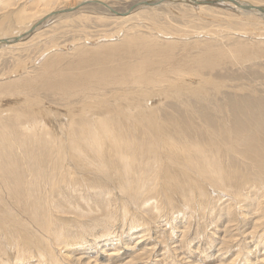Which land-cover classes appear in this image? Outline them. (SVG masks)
Here are the masks:
<instances>
[{"label":"bare ground","instance_id":"bare-ground-1","mask_svg":"<svg viewBox=\"0 0 264 264\" xmlns=\"http://www.w3.org/2000/svg\"><path fill=\"white\" fill-rule=\"evenodd\" d=\"M34 1H35V3H29L28 2L29 4L28 3H25V4H28V5L32 4L31 5V6H33L32 8H35L37 10L36 13L38 15H36V16H33V14H29L30 10H32V9L28 10V12L25 10H21V11L18 10L19 12H12V11L9 12V9L14 7L13 0H0V12H3L5 10L8 11L7 14L4 13V14H1V16H0V37H3L2 39H0V41L1 40H8L5 38H7L6 36H8L10 33L11 34L13 33V31H14L13 28H15L13 26L18 27L19 30L16 31L17 34L15 33L16 35L14 37L9 38L10 40L14 39V38H18L16 36H23V33L25 34L26 32H29L33 29V32H31V34L29 35V38H28V39H30L29 42L24 43L21 41L20 43H18V42L15 43L16 41H8L7 43H0V49H6L8 51L10 50V52H11V51H14V49L21 47V50H25L24 52H28V53L31 50V48L35 49V51H37V53H38V51H41V50L44 51L40 55L43 57V61L41 63L42 65L37 67V69H36V67L33 68V66L29 68L27 63H24L23 68L20 69L19 71H17V69L21 66L20 65L16 66V64L17 63L21 64L22 62L20 60H16V61H14V65L16 66L15 69L12 70V68H9V70H8L9 75H13L14 76L13 78H15V81L13 83L10 82V83H6V84H0V95L6 93V94L11 95V96H13L15 94L23 96L22 97L23 103L20 100L22 103L21 105L19 103L21 108H19L18 113L16 112V115L12 116V113L8 114L6 112L8 115L2 116L1 115L2 112H0V115H1L0 116V147L3 146V150H4L3 152H1L2 154H0V157L1 156L3 157L4 154H6V152H7V154L5 155V157L7 155L11 156L10 154H13V153H10V154L8 153V152H12L11 151L12 146H10V143L11 144L13 143L11 141L17 136L16 132L18 133V131H16L13 127L11 128L7 124V122L10 125H13L14 127L18 128L17 127L18 125H20L22 127L21 123H30L31 121H33V123H31V126L28 125L29 129L26 128V132L28 130H30V128L34 127V130L32 128V131H31L32 135H36L40 138V136L38 134L42 133V132H40L41 127H43V126L45 127L47 124V122H46L47 119H46V121H45L46 124L42 126V124H41L42 119L41 118L43 116L44 117L46 116V113L49 112L48 110L50 108L49 109L46 108V110L43 112V109L41 107L42 101L38 98V96H39L40 92H42L43 94L50 93V94L56 96L60 102L62 101L63 106H65L64 109H67L66 113L71 116V122H70L71 125H74L77 122V121L74 122V120H73L76 117L74 114L76 112L79 113V115L77 117H78L79 121H82V123H83L84 117L88 118L90 116V114H91V116L92 115L97 116V117L96 116L93 117L91 123L88 122L89 125H87L86 123H83L81 126H79L80 128L77 127V129L78 128L81 129V130H79V131H81L80 136L84 137L83 140L79 137L82 140V143H80L79 145L80 146H86V147L93 149L94 153L102 161L101 163H103V165L101 166L98 163L97 167L101 166L103 168H106V165L102 159V156L104 154L103 151L105 148V139L107 137L108 132H110V130L113 129L112 126L116 123H117L116 124L117 128L122 126L118 122V121H120L121 118H128L129 117V118L134 119V118L138 117L141 119L140 121H144L146 123V125H147L146 131L152 130L153 134L151 137L150 134L148 133L149 134L148 136H150L151 139H149L150 142L147 145L144 144L143 146H138V143L136 142L137 147L141 148L139 150L140 152L138 151V153L133 152L134 149H133L132 153H129V151L126 150L128 143H129V139H127L128 142H126L124 140L125 143H127V144L118 148V153H117L118 160L120 159L121 167L124 170V173L128 177H132V179L134 177H136V182L138 184L140 183L141 187L142 186L145 187L144 184H146L148 182V180L150 179L149 178L150 176L156 178V177L162 175V177H165V179H167V177L165 175L166 173L174 170L175 168L176 169L179 168V170H181L182 173L184 172L185 174L186 173L196 174L198 179L201 178V181H202V179H204L206 181L204 183H207L208 185H211V186L213 185V187L217 186V188L221 189V191H223V194H225V195L230 194L232 192L231 195H232V197L235 198V201H238L239 198H243L242 197L243 195H240L241 192H239L240 187H238V186L242 185L243 182L239 181V183H238L235 181V179L237 177L235 178L234 175H236V173L234 174V173L225 172L224 170H222L224 168H222L223 166L221 167V162L219 163L220 164L219 165L216 161L218 158L215 159V157L220 158V156L218 155L219 152H221L225 149H231L232 148L231 146H228L227 144L223 145L222 140H224V139L219 138L220 135L221 136L224 135V137L229 136V134L228 133L226 134L225 131H223V133H220L222 131L220 128V125H223V127H224V125H226V122L227 123L231 122V124H232V122L234 121L235 118H233L230 111H231V108L234 109L233 106H235L236 103L237 104L239 103V102H237V101H239L238 100L239 98L237 95L241 94V93H248L249 96H251L252 98H255L256 94H258V93H256L255 92L256 90L254 91V89L250 86L251 81H250V83L245 81V79L233 81V80H230L229 78H227V76H225V75H224V77L222 75V77L224 79H221L219 77V74L222 71H224L225 68H227V67H240L246 63L255 62V60L256 61L262 60L264 58V40L260 39L261 36H263V38H264V0H219L218 2H216V0H213L209 4H213V2H214L216 5L214 7H208V8L205 6H201L200 4L204 5V3H206V2H203L204 0H200V1H194V3H193V4L198 5V6H192L193 4L188 5L185 3L181 4L182 7L178 8V11L176 14H173L172 12H170V15L164 14L163 16H161L160 14H157L155 12L151 13V14L148 13V14L144 15V24L145 25H142V26L136 25L134 32L131 31L132 35L125 36L119 45L115 44L114 46H112V44L111 45L109 44V45L104 46L102 48L100 47V45H98L99 48H95L94 47L95 44L94 45L91 44V45H93L94 50L88 49V51H87V50H82V49L78 48L76 51V54L73 55L74 58H71V59H69L65 54H61V53H58V55H51V53L53 54L57 50L55 48L56 47L55 40L51 39L53 37H49V38L46 37V38H44L43 41H40V40H42L41 38H43L45 34H42L41 32L40 33L38 32V34L36 33L39 30L38 25L41 21L43 22V20H46V19L52 18V17L55 18L58 15L62 16L63 14L65 15V14L73 13L80 6H81V8H83L82 5L86 6V4L91 3V2H95V3H98L99 5H102L103 7L106 8V10H107L106 12H109L115 18L116 17L121 18V17H124L125 15L119 14V13L116 14L114 12V10H112V8L110 6H108V4L106 5L102 2H99L100 0L99 1L81 0V4L78 5L77 7H73V8H69V9H60L61 7L58 6V8L60 7L58 10H54V8L57 6L55 3H57L58 1H60L61 3L68 2L69 5H73L72 3L75 0H34ZM164 1H166V0H157L155 6L157 7V5L163 4ZM31 2H33V0ZM76 2H78V1H75V3ZM105 2H106V0H105ZM228 2H230V3H228ZM74 5H77V3ZM148 5H153V4H150V3L145 4V6H148ZM81 8H79V9H81ZM92 9L94 10L95 13H93V14L88 13L87 14V13L83 12V13H81V15L77 14V16L75 18H73V19L71 18L72 20H70V18L66 21L63 20L64 22H62V26H59V27L57 26V27L61 30V32H63V30H68L71 33H76L78 35H84L85 36V35L91 33L89 31L91 28L101 29V32H104L103 29H104V27H107V24L109 22L115 23L116 20H113L114 17H113V19H111V17L104 18L105 16H103V18H102V17H100L101 16L100 14H99L100 16L99 15L96 16L94 14H97L98 11L95 8H92ZM171 15H173V16H171ZM9 17H11V18H9ZM37 18H39L37 23L36 24L32 23L33 19L37 20ZM59 21H60V19H59ZM131 21L132 20H130V22ZM46 22L47 21H45V23ZM179 22H183L184 24L180 25ZM116 23L118 24V22H116ZM44 24H41L39 26L42 27V25H44ZM22 27H25L26 29L23 30ZM141 28H143V30L147 31L146 33H150V34L148 36L142 34V32L139 31ZM10 29H13V31L9 32ZM40 29H42V28H40ZM22 30H23V33H22V35H20ZM119 30H121V28ZM34 31L36 34L33 35ZM54 31L55 30H53L51 32H54ZM122 31L124 33V30H122ZM126 31H128V30H126ZM199 31H201V32H199ZM197 32L206 35L204 38L206 41H203L204 43L200 42ZM65 34H66V32L62 36H64ZM117 34L118 33H116V35ZM55 35L56 34H54L53 36H55ZM57 35H59V34H57ZM91 35H92V33H91ZM246 35H249L250 37H247ZM35 36H36V39H38V40L37 41L35 40L36 42L34 43L33 37H35ZM118 37H117V40L119 39ZM57 38L59 39V37H57ZM89 38H91L90 35H89ZM232 38H236V39H232ZM164 39L165 40L169 39L171 41L164 42V44L157 42V40H163L164 41ZM191 39H192V42L189 45H191L192 50H194V49L197 50L196 54L194 56H192V58H187L184 56L176 57L175 55H173L174 51L176 50V46L179 43L188 44V42H190L189 40H191ZM239 39H243L244 41L242 42ZM18 40H19V38H18ZM174 40H176V41L172 42ZM224 40H227V41L223 42ZM26 41H28V40H26ZM107 42H109V41H107ZM96 43H98L97 40H96ZM87 45L91 46L90 43ZM80 46H82V45H80ZM73 48H75V47H73ZM64 49H66V48H64ZM60 51H62V50H60ZM67 51L69 52L68 49H67ZM65 60H66V62H64ZM28 69H30V70H28ZM22 71H25V74L23 76H22ZM18 72H20L19 75H17ZM215 73L218 74V78H220V79L216 78L217 75ZM255 82H257V81H255ZM262 87H264V86H262ZM222 91L223 92L229 91V93L231 92L230 95L231 94H234V95L231 96L232 98H230V97L227 98L229 100L226 99V101H223V102H221L219 100L217 101L216 96L219 95V93H221ZM158 96L162 97L161 98L162 100L169 99V101L170 100L174 101L176 103V105H178L180 107L182 106L183 109L185 108V109L189 110V109H192L196 106H199V107L208 108L209 111H212L213 113H217L218 116H216L215 114H212V115H215V117H217V118L220 117L219 122L214 120L216 125H212V126L210 125V123H208L209 125L206 124L207 126H206L205 130H206L207 134H209L210 136L212 135V138L210 137L211 139L209 141L203 143V144L195 145V144H190L189 142H185V139L183 140V137L185 135H182L183 131L180 129L176 131L177 133L173 134V135H175V137H174V136H167L166 133L157 129V127H156L157 125L152 126L153 125V121H152L153 120L152 119L153 114H154V112L156 113L155 110H157V108H155L153 106L147 107V104H145V102H148V101L151 102V99L153 97H158ZM251 97H249V98L252 99ZM71 101H73V102H71ZM232 102H235V103H232ZM7 103L9 104V102H7ZM73 104H75V105H73ZM161 105H163V103H161ZM237 107H239V105ZM162 108H163V106H162ZM162 108H160V109H162ZM235 109H237V108H235ZM203 110H205V109H203ZM189 111H188V114H189ZM254 111H256V110H254ZM13 113H14V111H13ZM67 114H65V115H67ZM102 115L104 117L106 116V118H104V117L102 118ZM156 115H154V117ZM98 116L101 117L102 119L99 118ZM48 118H49V115H48ZM66 118H68V117H65V119ZM115 118H117V121L113 120ZM68 119H69L68 120V122H69L70 118H68ZM227 119L229 121H227ZM13 120H16L15 125L12 123ZM51 121H52V119H51ZM157 122H158V120H157ZM157 122H155V123L158 124ZM78 123L79 122H77V125H79ZM217 125L219 126V129H217L216 131L214 130V132H217L219 130L220 135H218V134L215 135L212 132L213 131L212 128L215 127L214 129H216ZM70 126L68 125V127H70ZM178 126H179V123H178ZM169 127H170V125H169ZM128 128H129V126H128ZM68 129L66 131H68ZM222 129H224V128H222ZM46 131H47V129H46ZM208 131H211V134ZM172 133H174V132L172 131ZM14 134H15V136H14ZM19 135L20 134H18V137H20ZM131 135H132V133H131ZM180 135H182V136H180ZM29 136H30V134H29ZM71 136H72V134H71ZM176 136L179 138V140L175 139ZM245 136H247V135H245ZM245 136H242V137H245ZM24 138H26V136ZM145 138H146V136H145ZM80 139H78V140H80ZM143 139H144V136H143ZM180 139H182V140H180ZM214 139L218 140L217 141V144H219L218 146L214 145V143H215ZM27 140H29V139L27 138ZM27 140H25V141H27ZM40 140H42V138H40ZM63 140H64V138H63ZM131 140L132 139H130V142H131ZM233 140L235 141V139H233ZM25 141L20 142V147L22 149H24V151H26V149H27V145H26L27 143H25ZM45 141L46 142H44V144H46V146L47 145L50 147L55 146V148L59 149L58 146L61 145V140L57 143L55 141V139H50L49 137H46ZM64 141H66V140H64ZM224 141H226V139ZM249 141H251V140H249ZM38 142H39V140H38ZM68 142H64V146L69 147L70 144L71 145L73 144V140L68 141ZM182 142H184L185 144H182ZM16 143H18V141ZM258 143L260 144V142H258ZM30 144H31V142H30ZM252 144L253 143H251V145ZM257 144H255V146ZM259 144L256 147L262 151L263 157H261L260 154L258 153L257 156H255L256 161L254 162V164H257V166L259 165V171L262 174V175L261 174L260 175L264 176V145L262 144V146H260ZM32 145H33V143H32ZM71 145H70V147H72ZM112 145H111V148H113L116 144L114 146H112ZM15 146H17V145H15ZM48 146L46 147L47 149H45L47 152H41L40 148H39L40 151H36L35 149H34L35 150L34 151L32 148L33 146H32L31 147L32 149L30 150L31 152H28V150L26 151L28 154L25 152V154L27 156H24V157L26 159H24L22 156V159H20L21 161H19V162H18V160L20 158L19 156H18V160L17 159H16L17 161L12 160L13 162H11V160L8 158H1L0 159V163L3 159L6 160V163L4 164L5 166H3V167L0 166V203L2 205L5 204V206L3 208H6V209H7L6 205H8V207L11 211V213H8L6 215L4 214V217L1 218L5 222L0 224V231L7 233L6 230H8L11 233L15 234V236H20V232H22V231L28 232L30 229V230H32L31 231L32 233H34V234L38 233L39 234L38 236L36 234V236L39 240H41V243H42V244H34L36 246V248H38L39 246L45 247L44 249H41L39 252L34 253V250H35V247L33 245L34 237L28 241L20 240L21 241L20 244H18V242L16 243V241H14L13 246H15V249H13V250H15L14 251L15 253H14V256L11 257L14 260L13 261L11 259L13 262H19V261L21 262V261H25V260L29 261L32 259L38 260L39 263H48V264L51 262L52 263L53 262H59L58 259L55 258V256H57V255H54L55 251L52 250L54 244L50 245L51 247L49 248V251H48V245H47V236L50 237L51 235H54V232H53L54 229L50 228L51 223L53 221L52 215L54 214L58 218V221H59L60 218L57 216V214L68 213V214H73L77 218H79V217L82 218V217H84V215L89 216L90 214H92V215L94 214L89 206H87L86 210H83V211L78 206H75V205L73 206V205L68 204L65 206V203H63V199H65V195L63 193L60 194L61 198H62L61 202L58 201L57 199L53 198L52 192L53 191L58 192L59 186L53 184L52 182L55 183V181H52V179H50L49 177H48L47 181L43 180V177L46 176V174L42 168H39V172H37L38 174L35 173L36 176L34 177V174H32L34 171V169H33L34 164L36 163L38 165L42 162V166H43L46 163V161L51 157L50 156V148ZM227 146L231 147V148H227ZM248 147H249V145H248ZM61 148H63V146H61L60 149ZM123 149H125V150H123ZM246 149H247V147H246ZM15 150H13V151L16 154ZM74 150L75 149H73V151ZM78 150H79V148H78ZM80 150H82V149H80ZM84 150L85 149L82 150V153L85 152ZM112 150H109V152ZM89 151H91V150H89ZM59 152H61V151H59ZM75 152H78V151L75 150ZM228 152H231V150ZM248 152H250V154H251L252 150L249 149L247 151V154H248ZM21 153H22V151H21ZM62 153H63V151L61 152V154ZM79 153H77V155H80ZM112 153H114V151H112ZM73 154L75 156H77L76 153H73V152L72 153L70 152L69 155L72 156ZM85 154H86V152H85ZM90 154H92V151L90 152ZM106 155H108V154H106ZM109 155L111 156V154H109ZM114 155H115V153H114ZM238 156L242 157L241 155H238ZM258 156H260V157H258ZM89 157H91V156L89 155ZM93 157H91V161H93L92 160ZM111 157H109V158H111ZM248 157L252 158V156H248ZM67 158H68V155H67ZM70 158H73V157H70ZM75 158H78V157H75ZM61 159L62 158H60V160ZM224 160H226L225 157H224L223 161ZM229 160H230V158H229ZM55 161H56V158H55ZM66 161H70V160H66ZM74 161L75 160H73L72 162H74ZM112 161H114V160H111V162ZM233 163H232V165H233ZM238 163L241 164L239 161H238ZM112 164H114V163H112ZM86 165L87 164L85 163L84 167ZM94 165L95 164H93V166ZM115 165H116V163H115ZM51 166H53V165H51ZM81 166H82V164L80 165V167ZM171 167H173V169ZM89 169L93 170L91 168H89ZM235 169L236 168H234L233 170H235ZM70 170H72V169H70ZM83 170L85 171L86 169H83ZM100 170H102V169L100 168ZM73 171H74V169H73ZM95 172L96 171H94L92 174H94ZM260 172H258V173H260ZM99 173H100V171H99ZM66 174H67V172H66ZM28 175L30 176L29 181H27V179H26V177ZM71 175H72V173H71ZM97 175H99V174L97 173ZM173 175H175V174H173ZM178 175H179V173H178ZM241 175H243V173ZM93 176H96V175H93ZM188 176H192V175H188ZM128 177H127V180L122 183L121 187H123V190L122 189L121 190L126 193L128 200L130 202H132L131 204H137V203L139 204L140 202L144 201V197L142 196V192H141L142 189L139 193L136 192V190H138V189H135L136 188L135 185L137 186V184H134L131 180L128 181ZM193 177H195V176H193ZM58 178H61V177H58ZM73 178L75 179L76 177L73 176ZM115 178H118V177H115ZM168 178H169V176H168ZM173 178L176 179V177H173ZM77 179H78V177H77ZM156 179L158 180L160 178H156ZM156 179H154V180H156ZM76 180H74V181L76 182ZM116 180H118V179H116ZM134 180H135V178H134ZM186 180L188 182H190L191 184L193 183V181L190 180L188 177ZM193 180H195V179H193ZM248 181H250V179ZM75 182L73 184H75ZM262 182H264V181H262ZM262 182H260L259 184H261ZM116 183H118V182H116ZM195 183L196 182H194V184ZM204 183H202V184H204ZM236 183L238 184L237 186H236ZM41 184L44 186L42 187ZM63 184L66 185L65 183H63ZM171 184H172V187L175 188L174 186L176 184L173 182H171ZM79 185H83V184H79ZM115 185L113 184V187ZM119 185H117V186H119ZM208 185L206 186L207 188L209 187ZM214 185H216V186H214ZM245 185H242L243 188L245 187ZM256 185L258 186V184H256ZM138 186H140V185H138ZM182 186H183V184H182ZM69 187H71V186H68V188ZM176 187H177V185H176ZM246 187H248V186H246ZM193 188H195V187H193ZM228 188H230V190L234 189L236 192H234V191L230 192L228 190ZM236 188H237V190H236ZM241 188H240V191H242ZM249 188H250V186L248 187V190H249ZM252 188H254V187H252ZM262 188H264V187H262ZM87 189H89V188H87ZM147 189H149V188H147ZM162 189H164V187L161 188V190ZM182 189H184V187ZM201 189H203V187ZM43 190L45 191L44 194H42ZM93 190H95V189H93ZM93 190H90V191H93ZM156 190H157V188H156ZM168 190H169V188H168ZM170 190H171V188H170ZM180 190L181 189H178V191H180ZM162 191H160V192H162ZM193 191H194V189H193ZM204 191H205V189H204ZM154 192H151V194ZM201 192H202V190L200 191V193ZM71 193H72V191H71ZM163 193L164 192H162V194ZM147 194H149V193H147ZM173 194H175V193H173ZM193 194L190 193V195H193ZM195 194H198V193H195ZM221 194H222V192H221ZM53 195H55V193ZM152 196H155V194H153ZM193 196H195V195H193ZM201 196H202V198H205V197L208 198V194L206 192L201 193L200 197ZM164 197H166V196H164ZM170 197H168V198H169L170 203H171L175 199L173 200ZM174 197H177V196H174ZM186 197H187V195H186ZM188 198H189V196H188ZM5 199H8L9 202L5 201ZM219 199L220 198H218V200ZM11 200H12V202H11ZM184 200H185V204L187 205V200H189V199H187V200L184 199ZM194 200H192V201H194ZM60 203H61V205H60ZM97 203H99V202L97 201ZM165 203H166V201H165ZM181 203H182V201H181ZM207 203L209 206V202H207ZM192 204H195V203H192ZM105 205H107V203ZM175 205H177V204H175ZM181 206L184 207V204H182ZM93 207H95L96 212H102L103 214H106L105 224H107V222L110 220L107 215L109 213L111 214V211L108 210L107 207L104 205L99 206V207L97 205H93ZM198 208H200V206H198ZM236 208H238V207H236ZM154 210H156L155 207H154ZM108 211H110V212L108 213ZM241 211H242V209H241ZM129 213H130L129 211H124L122 215L125 216L126 214H129ZM95 221H97V220L95 219ZM95 221H93V222H95ZM60 222H62V221L60 220ZM65 223H68V221H65L64 224ZM143 225H144V223H143ZM29 236H30V234H28V238H29ZM37 238H36L35 243H37ZM60 239H62V237ZM49 240H50V238H49ZM56 241H59V240H56ZM61 244H63V243H61ZM2 246L4 247V249H6V247H8V246H4V245H2ZM138 255H141V254L139 253ZM48 257H49V259H51V262H49ZM244 260L247 261V256L244 257ZM6 261H8V260H6ZM28 263L32 264V263H30V261ZM248 263H249V261H248ZM1 264H4V263H1Z\"/></svg>","mask_w":264,"mask_h":264},{"label":"rangeland","instance_id":"rangeland-1","mask_svg":"<svg viewBox=\"0 0 264 264\" xmlns=\"http://www.w3.org/2000/svg\"><path fill=\"white\" fill-rule=\"evenodd\" d=\"M31 1L32 0H29V1L28 0H21V1L20 0H17V1L13 0L14 7L10 8L9 12L10 11L19 12L21 10H25L28 12V10L32 9V10H30L29 14H33V16H36V15H38L36 13L37 10L35 8H32L33 7V6H31L32 4L28 5L29 3H35L34 0H33V2H31ZM75 1H78V2H76L77 5H74V4H76ZM75 1H73V3H72L73 5H69L68 2L61 3L60 1H58L57 3H55L57 6L54 8V10H58L60 7H61L60 9H69V8L77 7L78 5L81 4V0H75ZM94 1H99V0H94ZM156 1L157 0H106V2H105V0L99 1V2H102L106 5L108 4V6H110L116 14L119 13V14L125 15L124 17H121V18L120 17L115 18L109 12H106L107 10L105 7H103L102 5H99L98 3L91 2V3L86 4V6L82 5L83 8H81V6H80L79 8H81V9L77 8L73 13L65 14V15L63 14L62 16L58 15L55 18L52 17V18H48L46 20H43L44 19L43 18L42 19L43 22L41 21L39 23V25L44 24L45 21H47V22L44 24L45 26L42 25V27H40L38 25V29L40 31L38 30L36 33L38 34V32L39 33L41 32L42 34H45L44 37L41 38L42 40H40V41H43L44 38H46V37H48V38L53 37L51 39L55 40V44H56L55 48L57 49L56 50L57 52L55 51L53 54L51 53V55H58V53H61V54H65L69 59H71V58H74L73 55L76 54V51L78 48L88 51V49L94 50V47L99 48L98 45H100L101 48L104 46H107L109 44L110 45L112 44V46H114L115 44L119 45L125 36L132 35L131 31L134 32L136 25H138V26L145 25L144 24V15H146L148 13L151 14V13L155 12L157 14H160L161 16H163L164 14L170 15V12H172L173 14H176L178 11V8L182 7L181 4L185 3L188 5H192L194 3V1H200V0H166L163 2V4L157 5V7L155 6ZM212 1L213 0H204L203 2H206V3H204V5L203 4H200V5L205 6L207 8L208 7H214L216 5L214 2H213V4H209ZM218 1L219 0H216V2H218ZM25 3H28V4H25ZM148 3L153 4V5L145 6V4H148ZM228 3H230V2H228ZM58 6H60V7L58 8ZM192 6H198V5L193 4ZM92 8H95L98 11V13L94 14V15L98 16L100 14L101 16L100 15L99 16L102 18H103V16H105L104 18L111 17V19H113V17H114L113 20H116L115 23L109 22L107 24V27H104V29H103L104 32H101V29L91 28L89 31L92 33V35H91V33H89L85 36L84 35H78L76 33H71L68 30H63V32H61V30L58 28L59 26H62V22L68 20L69 18H70V20H72L73 18H75L77 16V14L81 15V13H83V12L87 13V14L88 13L89 14L95 13ZM4 13L7 14L8 11L5 10L3 12H0V16H1V14H4ZM171 16H173V15H171ZM9 18H11V17H9ZM39 18H37V20L33 19L32 23L36 24L37 21L39 20ZM59 19H60V21H59ZM130 20H132V21L130 22ZM116 22H118V24ZM121 22L122 23L124 22V23L122 24ZM179 23H180V25L184 24L183 22H179ZM13 27H15V28H13ZM13 27L12 28L14 29V31H13V29H10V31H9V32L13 31V33L12 34L10 33L8 36H6L7 38H5V39H8V41H10L9 38L14 37L17 34L16 31L19 30L18 27H16V26H13ZM40 28H42V29H40ZM120 28H121V30H119ZM22 29L25 30L26 28L22 27ZM23 30H22V32L20 31L21 32L20 35H22ZM53 30H55V31L51 32ZM122 30H124V33ZM126 30H128V31H126ZM139 31H141L142 34H144L146 36H148L150 34V33H146L147 31L143 30V28H141ZM29 32H26L25 34L23 33V36H16L19 38V40L17 39L15 43H17V42L20 43L21 41L24 43L29 42L30 39H28V38H29V35L31 34V32H33V29ZM65 32H66V34L64 36H62ZM199 32H201V31H199ZM199 32H197L198 38H199L201 43H204L203 41H206L204 39L206 35L199 33ZM36 33L34 31L33 35ZM116 33H118V34L116 35ZM54 34H56L55 35L56 37L53 36ZM57 34H59V35H57ZM89 35L91 38H89ZM246 36L250 37L249 35H246ZM57 37H59V39ZM117 37L119 38L118 40H117ZM2 38L3 37H0V39H2ZM33 38H34V43H35L38 39H36V36ZM95 39L97 40L98 43H96ZM232 39H236V38H232ZM260 39L264 40L263 36H261ZM26 40H28V41H26ZM239 40L242 42L244 41L243 39H239ZM107 41H109V42H107ZM167 41H171V40H169V39H166V40L164 39V41L163 40H157V42H160L162 44H164V42H167ZM175 41L176 40H174L172 42H175ZM189 41L190 42H188V44L179 43L176 46V50L174 51L173 55H175L176 57L184 56L187 58H192V56H194L196 54L197 50H195V49L192 50L191 45H189V44H191L192 39ZM225 41H227V40H224L223 42H225ZM86 43L87 44L90 43V45L91 44H93V45L95 44V45L93 47V45L89 46ZM80 45H82V46H80ZM73 47H75V48H73ZM64 48H66V49H64ZM67 49L69 50V52L67 51ZM60 50H62V51H60ZM24 51L25 50H21V47L14 49V51H11V52H10V50L8 51L6 49H0V84H6V83H10V82L13 83L15 81V78H13L14 76L9 75V71H8L9 68H12V70H13V69H15V67L17 65H20L21 67H19L17 69V71H19L20 69L23 68L24 63H27L29 68L33 66V68L36 67V69H37V67L42 65L41 63L43 61V57L40 55L42 52H44L43 50L38 51V53H37V51H35V49H32V48L29 51V53L24 52ZM16 60H20L22 63L21 64L17 63L15 66L14 61H16ZM64 62H66V60ZM28 70H30V69H28ZM19 74H20V72L17 73V75H19ZM24 74H25V71H22V76ZM215 74L217 75V76L215 75L217 79H220V78L224 79L223 77L225 75V76H227V78H229L230 80H233V81L241 80V79H245V81H247L249 83L251 81L250 86L254 89V91L256 90L255 91L256 93L259 94V95L256 94L255 98H252L251 96H249L248 93L238 94L237 96L239 98L238 99L239 101H237V102H239L240 104L236 103L235 106H233L234 109L231 108V111H230L233 118H235L234 121L232 122V124H231V122L230 123L226 122V125H224V127H223V125H220V128L222 130L221 132L219 130L217 132H214V130L216 131L217 129H219L218 125H217L218 128L217 127H216V129H214L215 127L212 128V130H213L212 132L215 135H217V134L220 135V133H223V131H225L226 134L228 133L229 136L224 137V135H222V136L220 135L219 138L220 139L222 138L224 140L226 139V141L222 140L223 145L227 144L228 146L232 147L231 148V147L227 146V148H231V149H225L226 151L223 150V151L218 153L220 158L215 157V159L218 158L216 160L217 163L219 164L221 162V167L223 166L222 168H224L222 170H224L225 172H231L234 174L236 173V175H234L235 178L237 177L235 179L236 182H238V183H239V181L243 182L242 185H245L247 183L244 188L242 185L238 186L240 188L242 187L241 190L245 193L244 194L242 191H240V188H239V192H241L240 195H243L242 197L244 199L239 198L238 201H235V198L232 197V195H231V193H232L231 191L236 192L234 189L230 190V188H228V190L231 193L225 195V194H223V191H221V189L217 188L216 185H214L216 187H213V185L212 186L208 185L207 183H204V182H206L204 179H202V181H201V178L198 179L196 174H192V173L191 174H188V173L185 174L184 172L182 173L181 170H179V168L178 169L175 168L174 170L170 171L171 173L170 172L166 173L165 175H166L167 179H165V177H162V175H160V176L163 179L160 176L156 177V178H160L161 180L160 179L157 180L156 178L150 176L149 177L150 179L148 178L149 179L148 182L146 184H144L145 187H143V186L141 187V184L140 183L138 184L136 182V177H134L135 180H134V178L132 179V177H128L124 173V170L121 167L120 159L118 160V157H117L118 148L127 144V143H125V141L128 142L127 139H129V143H128L126 150L129 151V153H132V151L134 149L133 152L138 153V151L141 148L137 147V143H138V146H143L144 144L147 145L150 142L149 139H151L152 134H153L152 130L146 131V128H147L146 123L144 121H140L141 119L138 117H136L134 119L129 118V117L128 118H121L120 121H118V122L122 126L117 128L116 127L117 123H116L112 126L113 129L110 130V132H108L107 137L105 139V148L103 151L104 154L102 156V159L105 162L106 168L101 167L103 165V163H101L102 161L97 157V155L94 153L93 149L86 147V146H80L79 145L80 143H82V140L84 139V137L80 136L81 131H79V130H81V129H79L80 128L79 126H81L83 123H86L87 125H89V123H91L93 117H95L96 115L91 116V114H90V116L88 118L84 117L83 123H82V121H79V119L77 117L79 115V113L76 112V113H74L76 117L73 120H74V122L75 121L79 122L78 123L79 125H77V122L74 125H71V123H70L71 122V116L66 113L67 109H64L65 106H63L62 101L60 102L56 96H54L50 93L43 94L42 92H40L39 96H38V98L42 101L41 107L43 109V112L46 110V108H48V109L50 108L48 110L50 113L49 112L46 113L47 117L43 116L41 118L42 119L41 120L42 126L45 125L47 122L46 126L48 127V128L46 126H45L46 128L44 126H43L44 128L41 127L40 132H42V133L38 134V135L40 136V138H42V140H40V138L38 136L32 135L31 131H32V128L34 130V127L30 128V130H28L29 132L28 131L26 132V128H28V125L31 126V123H33V121H31L30 123H21L22 127L20 125H18L17 126L18 128L14 127L13 125H10L7 122V124L11 128L13 127L16 131H18V133L16 132L17 136L11 141L13 143L12 144L10 143V146H12L11 147L12 150L11 149L10 150L12 152H8V153L9 154L13 153V154H10L12 157L9 155H7L8 157L7 156L5 157V155L7 154V152H6V154H4L3 157L1 156L0 159L1 158H8L11 160V162H13L16 159L18 160V156H19L20 157L18 160V162H19V161H21L20 159H22V156L24 159H26L24 157V156H27L25 154V152L27 150H28V152H31L30 150L32 148H33V150L35 149L36 151H40V149H41V152H47L45 149H47L46 147L48 145L46 146V144H44V142H46L45 141L46 137H49L50 139H55V141L57 143L61 140V145L58 146L59 149L55 148V146H52V147L48 146L50 148V156L51 157L46 161V163L43 166H42V162L38 165L35 163L34 167H33L34 171L32 174H34V177H35L36 176L35 173L39 172V168H42L46 174V176L43 177V180L47 181L48 177H49L50 179H52V181H55V183L52 182L53 184L59 186L58 192H56V191L52 192L53 198H55L61 202L62 198H61L60 194L63 193L65 195V199H63V203H65V206L68 204L73 205V206L75 205V206H78L82 211L86 210L87 206H89L94 213L93 215L90 214L89 216L84 215V217H82V218L81 217L77 218L73 214H68V213L57 214V216L60 218L59 221H58V218L54 214L52 215L53 221L51 223L50 228L54 229L53 230L54 235H51L50 237L47 236V245H48V251H49V248L51 247L50 245L54 244L52 250L55 251L54 255H57V256H55V258L58 259L59 262H53L52 263L51 259H49V257H48L49 262H51L49 264H76V263L77 264H86L87 262H88L87 264H229V263L230 264H264V202H263L264 201V188H262V187H264V182H262V181H264V176H261L262 174L259 171V165L257 166V164H254V162L256 161L255 156H257L258 153L260 154L261 157H263L262 151L259 148H257L256 146L259 144L258 142H260V144H259L260 146H262V144L264 145V87H262V86H264V58L262 60H257V61L255 60V62L246 63L240 67H227V68H225L224 71H222L219 74L220 78H218L217 73H215ZM222 75H223V77H222ZM255 81H257V82H255ZM230 93H229V91H224V92L222 91L221 93H219V95L216 96V100L217 101L219 100L221 102L226 101L227 98H229V97L232 98L231 96L234 95V94L230 95ZM22 97L23 96H20L17 94H15L13 96L8 95L6 93L0 95V112H2L1 115L6 116V115L11 114V113H12V116L16 115V112L18 113L19 108H21L20 105L23 103ZM249 97H251L252 99H250ZM161 98L162 97H159V96L153 97L151 99V102H149V101L145 102V104H147V107L153 106V107L157 108V110H155L156 113L154 112V114H153V118H152L153 119L152 120L153 125L152 126L157 125L156 126L157 129L166 133L167 136H174V137H175V135H173V134L177 133L176 131L180 129L184 132V133L182 132V135H185L183 137V140L185 139V142H189L190 144H195V145L203 144L212 138V135L210 136L209 134H207L205 129H206V126L209 125L208 123H210V125L212 126V125H216L214 120L219 122L220 117H218V118L215 117V115L218 116L217 113H213L212 111H209L208 108L199 107V106H196L192 109H189L190 110L189 111L185 108L183 109L182 106L180 107V106L176 105V103L174 101H171V100L169 101V99L162 100ZM20 100L22 101V103ZM227 100H229V99H227ZM7 102H9V104ZM71 102H73V101H71ZM19 103H20V105H19ZM161 103H163V105H161ZM232 103H235V102H232ZM73 105H75V104H73ZM238 105H239V107H237ZM162 106H163V108H162ZM160 108H162V109H160ZM235 108H237V109H235ZM203 109H205V110H203ZM253 109L256 111H254ZM13 111H14V113H13ZM188 111H189V114H188ZM65 114H67V115H65ZM212 114H215V115H212ZM48 115H49V118H48ZM154 115H156V116L154 117ZM65 117L70 118V121L68 122L69 119L66 118L67 119L66 120ZM103 117L104 116L102 115V118ZM99 118H101V117H99ZM104 118H106V116ZM46 119H47V121H46ZM51 119H52V121H51ZM156 119L158 120V122ZM113 120L117 121V118H115ZM227 121H229V120L227 119ZM155 122H157L158 124H156ZM12 123L15 125L16 120H13ZM167 123L170 125V127ZM178 123H179V126H178ZM68 125L69 126L71 125V126L68 127ZM128 126H129V128H128ZM159 126L160 127L162 126V127L160 128ZM77 127H79V128L77 129ZM68 128L70 130L71 129L72 130L70 131ZM222 128H224V129H222ZM46 129H47V131H46ZM67 129H68V131H66ZM172 131L174 133H172ZM208 132H210V134H211V131H208ZM131 133H132V135H131ZM148 133L150 134L151 137L148 136L149 135ZM18 134H20L19 135L20 137H18ZM29 134H30V136H29ZM71 134H72V136H71ZM182 135H180V136H182ZM245 135H247V136H245ZM14 136H15V134H14ZM25 136H26V138H24ZM143 136H144V139H143ZM145 136H146V138H145ZM242 136H245V137H242ZM27 138L29 140H27ZM63 138L66 141H64ZM78 139H80L81 141ZM130 139H132L131 142H130ZM175 139L179 140V138L177 136ZM233 139H235V141ZM25 140H27L28 142L30 141L31 144H30V142L28 143ZM38 140H39V142L40 141L41 142L39 143ZM71 140H73V144L72 145L70 144V145L73 148L70 147V145H69V147L64 146V142H68ZM180 140H182V139H180ZM249 140H251V141H249ZM17 141L19 144L16 143ZM24 141H25V143H27L26 144L27 145L26 151H24V149H22L20 147V142H24ZM214 141H215L214 145L218 146L219 145V144H217L218 140L214 139ZM250 142L253 143L252 144L253 146L251 145ZM32 143H33V145H32ZM182 144H185V143L182 142ZM255 144H257V145L255 146ZM15 145H17V146H15ZM111 145L112 146L115 145L113 147L115 150L113 148H111ZM248 145H249V147H248ZM61 146H63V148L60 149ZM246 147H247V149H246ZM0 148H1L0 154H2L1 152L4 151L3 146ZM78 148H79V150H78ZM135 148L136 149L138 148V149L136 150ZM73 149H75L78 152H75V150L73 151ZM80 149H82V150L85 149L84 151L86 152V154L84 151H83L84 153H82V150H80ZM249 149L252 150L251 154H250V152H248V154H247V151ZM13 150L16 151V154ZM20 150L22 151V153ZM89 150L92 151V154H90L91 151H89ZM109 150L114 151L115 155H114V153H112V151L109 152ZM123 150H125V149H123ZM230 150L232 153L228 152ZM59 151H61V152L63 151L64 154L63 153L61 154V152H59ZM70 152L76 153V155H77V153L80 152L79 153L80 155L75 156L73 154L71 156V155H69ZM106 154H108V155L111 154L112 157L110 155L108 156ZM67 155H68V158H67ZM89 155L91 157L94 156L92 158V160L94 162L91 161V157H89ZM238 155H241L242 157H240ZM74 156L78 157V158H75ZM248 156H252V158L248 157ZM260 156H258V157H260ZM54 157L56 158L57 162L55 161ZM70 157H73V158H70ZM109 157H111V158H109ZM224 157L226 159V160H224L225 162L223 161ZM60 158H62V159L60 160ZM229 158H230V160H229ZM66 160H70V161H66ZM71 160L72 161L75 160V161L72 162ZM111 160H114L115 162L114 161L111 162ZM238 161L242 165L239 164ZM5 163H6V160L3 159L0 163V166H2V167L5 166L4 165ZM85 163L87 165L84 167ZM98 163L101 166L97 167ZM112 163H114V164H112ZM115 163H116V165H115ZM232 163H233V165H232ZM81 164H82V166L80 167ZM93 164H95L94 165L95 167L93 166ZM51 165H53V166H51ZM89 168H91L93 170H90ZM100 168L102 170H100ZM171 168L173 169V167H171ZM234 168H236V169L233 170ZM70 169H72V170H70ZM73 169H74V171H73ZM83 169H86L88 172L86 170L84 171ZM94 171H96L99 175H97L96 172L94 174H92ZM99 171H100V173H99ZM66 172H67V174H66ZM177 172L179 173V175ZM258 172H260V173H258ZM71 173H72V175H71ZM172 173L175 175H173ZM242 173H243V175H241ZM93 175H96V176H93ZM188 175H192V176H188ZM73 176H75L76 178L74 179ZM168 176H169V178H168ZM193 176H195V177H193ZM58 177H61V178H58ZM77 177H78V179H77ZM115 177H118V178H115ZM127 177H128V181L131 180L134 184H137V186L135 185V187H136L135 189H138V190H136V192L139 193L142 189L141 192H142V196L144 197V201L140 202L141 204L140 203L139 204L138 203L137 204H131L132 202H130L128 200L126 193L124 191H122L123 187H121V185L124 181L127 180ZM173 177H176V179ZM187 177L193 181L192 184L186 180ZM170 178L171 179L173 178V179L171 180ZM26 179H27V181H29L30 176L28 175L26 177ZM116 179H118V180H116ZM154 179H156V180H154ZM193 179H195V180H193ZM249 179H250V181H248ZM74 180H76V182ZM74 182H75V184H73ZM116 182H118V183H116ZM171 182L175 183L177 185V187L174 184L175 188H173ZM194 182H196V183L194 184ZM260 182H262L261 183L262 185L259 184ZM63 183H65L66 185H64ZM202 183H204V184H202ZM79 184H83V185H79ZM113 184L114 185L116 184V185L113 187ZM182 184H183V186H182ZM256 184H258V186ZM117 185H119V186H117ZM138 185H140V186H138ZM207 185L209 186L208 188L206 187ZM237 185L238 184L236 183V186ZM43 186L44 185H42V187ZM68 186H71V187L68 188ZM162 186L164 187V189L166 191L164 189H162L163 191L161 190V188H163ZM246 186H248V187L250 186L249 190H248V187H246ZM183 187H184V189H182ZM193 187H195V188H193ZM200 187L201 188L203 187V189H201ZM252 187H254V188H252ZM87 188H89V189L91 188L90 190H93V189H95V190L90 191ZM147 188H149V189H147ZM156 188H157V190H156ZM168 188H169V190H168ZM170 188H171V190H170ZM178 189H181V190L178 191ZM193 189L195 192L193 191ZM204 189H205V191H204ZM201 190H202L201 193L206 192L208 194V198H206V197L202 198V196L200 197V194H201L200 191ZM236 190H237V188H236ZM71 191H72V193H71ZM160 191H162L164 193L162 194V192H160ZM44 192L45 191L43 190L42 194H44ZM146 192L149 193L150 195L147 194ZM151 192H154V193L151 194ZM189 192L192 194L194 193L193 195H195V196L190 195ZM221 192H222V194H221ZM54 193H55V195H53ZM173 193H175V194H173ZM195 193H198V194H195ZM153 194H155V196H152ZM186 195H187V197H186ZM164 196H166V197H164ZM172 196L173 197L177 196V197L173 198ZM188 196H189V198H188ZM168 197L172 198L173 200L175 199V200L170 203V200ZM190 198L192 200H194V199L195 200L192 201ZM218 198H220V199L218 200ZM184 199H186V200L189 199V200H187L188 206L185 204ZM96 200L99 203H97ZM164 200L166 201V203ZM5 201L9 202L8 199H5ZM181 201H182V203H181ZM11 202H12V200H11ZM207 202H209V206H208ZM106 203H107V205H105ZM192 203H195V204H192ZM175 204H177V205H175ZM182 204H184L185 208L181 206ZM60 205H61V203H60ZM93 205H97L98 207L104 205L107 207L108 210L111 211V214L109 213L110 211H108L109 214L107 216L110 220L107 222V224H105L106 214H103L102 212H96V209H95V207H93ZM4 206H5V204L2 205L0 203V224L5 222L1 219L4 217V214L6 215L8 213H11L8 205H6L7 209L3 208ZM198 206H200V208H198ZM154 207L156 208V210H154ZM236 207H238V208H236ZM241 209H242V211H241ZM122 211L123 212L129 211L130 213L126 214L124 216V215H122L123 214ZM95 219L97 221H95ZM60 220L62 222H60ZM65 221H68V223H65L66 225L64 224ZM93 221H95V222H93ZM143 223H144V225H143ZM6 231H7V233L0 231V262L1 263H4V264H29L28 262L30 261V263H32V264H48V263H39L38 260H35V259L29 260V261L25 260V261H21V262L20 261L19 262H13L14 260L11 257L14 256V253H15L14 252L15 250H13V249H15V246H13L14 241H16V243L18 242V244H20L21 243L20 240L28 241L34 237L33 245L34 244H42V243H41V240H39L37 238V236L39 234L38 233H35V234L32 233L31 232L32 230H30V229L28 232H24V231L20 232V236H15V234L11 233L10 231H8V230H6ZM28 234H30L29 238H28ZM36 234H37V236H36ZM61 237H62V239H60ZM36 238H37V243H35ZM49 238H50V240H49ZM56 240H59V241H56ZM60 242L63 244H61ZM2 245L8 246V247H6L7 250L4 249V247ZM34 247H35L34 253H37L41 249L45 248L43 246H39L38 248H36L35 245H34ZM139 253L141 255H138ZM246 256H247V261L244 260V257H246ZM6 260H8V261H6ZM248 261H249V263H248Z\"/></svg>","mask_w":264,"mask_h":264},{"label":"water","instance_id":"water-1","mask_svg":"<svg viewBox=\"0 0 264 264\" xmlns=\"http://www.w3.org/2000/svg\"><path fill=\"white\" fill-rule=\"evenodd\" d=\"M18 38L11 39L10 41H16ZM8 40H1L0 43H7Z\"/></svg>","mask_w":264,"mask_h":264}]
</instances>
